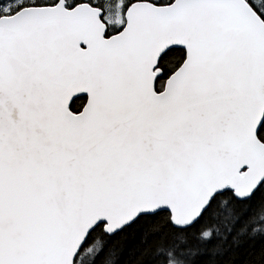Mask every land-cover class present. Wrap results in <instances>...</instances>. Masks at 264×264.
Listing matches in <instances>:
<instances>
[{"label":"snow or ice","instance_id":"obj_1","mask_svg":"<svg viewBox=\"0 0 264 264\" xmlns=\"http://www.w3.org/2000/svg\"><path fill=\"white\" fill-rule=\"evenodd\" d=\"M0 264H264V0H0Z\"/></svg>","mask_w":264,"mask_h":264}]
</instances>
